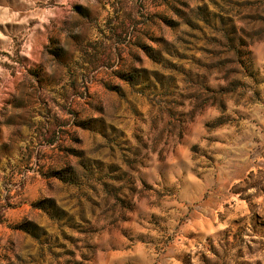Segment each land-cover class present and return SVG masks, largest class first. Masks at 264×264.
<instances>
[{
	"label": "rangeland",
	"instance_id": "rangeland-1",
	"mask_svg": "<svg viewBox=\"0 0 264 264\" xmlns=\"http://www.w3.org/2000/svg\"><path fill=\"white\" fill-rule=\"evenodd\" d=\"M0 264H264V0H0Z\"/></svg>",
	"mask_w": 264,
	"mask_h": 264
}]
</instances>
